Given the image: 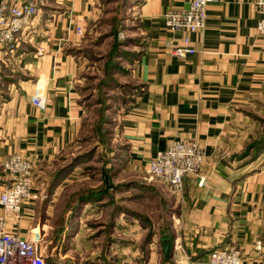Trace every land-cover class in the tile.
I'll use <instances>...</instances> for the list:
<instances>
[{
	"label": "crops",
	"instance_id": "1",
	"mask_svg": "<svg viewBox=\"0 0 264 264\" xmlns=\"http://www.w3.org/2000/svg\"><path fill=\"white\" fill-rule=\"evenodd\" d=\"M190 1L139 0L135 6L128 34L141 40L132 43L137 55L129 78L139 91L118 119L117 171L127 178L146 171L150 158L178 139L197 140L204 161L183 177L180 192L165 188L156 231L122 218L121 209L110 226L126 227L129 236H110L102 249L101 230L79 237L86 207L101 216L99 197L82 199L79 213L66 207L56 224L55 197L66 175L50 190L57 169L46 176L83 128L87 107L77 52L97 18L96 0H0L38 8L18 45L0 47V191L7 184L2 159L28 157L40 196L25 200L6 218V228L23 238L37 233L45 264H210V251L225 246L238 248L244 264H264V141L243 154L264 136V35L255 31L260 13L256 0H213L202 30H169L164 11ZM183 35L194 52L174 56ZM87 224L101 229V220ZM163 239L169 241L166 254Z\"/></svg>",
	"mask_w": 264,
	"mask_h": 264
},
{
	"label": "rangeland",
	"instance_id": "2",
	"mask_svg": "<svg viewBox=\"0 0 264 264\" xmlns=\"http://www.w3.org/2000/svg\"><path fill=\"white\" fill-rule=\"evenodd\" d=\"M137 2L139 0H96L97 18L84 33L80 51L77 52L82 62L79 86L87 107L83 128L71 146L51 163L53 166L50 174L46 175L49 177L53 169L60 168L64 169L61 175H66L60 184L61 192L55 197L53 217L56 224L61 220V212L66 207L73 208V213L81 211L82 202L78 201V198L83 196L84 192L100 184L106 189L96 203L101 206V216H97V211H92V207L88 206L80 217L84 218L85 231L81 230L79 237L90 232L96 234L101 230V248L104 242L110 240V236L120 240L129 236L126 227H117L114 230L110 226L121 209L124 212L122 218H137L143 226L149 225V228L153 227L156 231L164 208L161 196L167 186L159 179L151 177L147 167L146 171L128 178L117 171L118 164L122 162L118 157V119L139 91V86L129 78V74L131 61L137 54L136 51L133 52L132 43L139 41L137 39L141 40V36L128 34V29L134 24L131 21ZM113 33H117L121 44L116 64L110 71L112 79L102 85L107 109L105 122L101 127L100 83L105 77V66L110 59ZM105 176L109 180L107 185L103 182ZM42 181L45 182L43 200L48 202V180ZM94 220H101V229H97L96 225L87 224L93 223Z\"/></svg>",
	"mask_w": 264,
	"mask_h": 264
},
{
	"label": "built area",
	"instance_id": "3",
	"mask_svg": "<svg viewBox=\"0 0 264 264\" xmlns=\"http://www.w3.org/2000/svg\"><path fill=\"white\" fill-rule=\"evenodd\" d=\"M213 0H191L186 8H168L163 13L165 26L172 31L186 33L202 30L206 18V7ZM260 13L255 31L264 35V0H256ZM38 8L33 2L16 6L0 4V47L13 49L24 28L33 22ZM77 32L82 34L80 27ZM194 52L188 35L181 37V44H174L172 53L182 57ZM205 158L203 147L195 139L170 141L163 150H158L147 163V171L169 189L180 192L183 177L195 174ZM7 184L0 191V264H45L39 250L40 236L30 231L27 237H19L6 228V218L18 214L25 200H36L40 192L36 187L33 164L28 157L17 153L6 155L1 162ZM210 264H244L241 252L234 246H225L210 251Z\"/></svg>",
	"mask_w": 264,
	"mask_h": 264
},
{
	"label": "trees",
	"instance_id": "4",
	"mask_svg": "<svg viewBox=\"0 0 264 264\" xmlns=\"http://www.w3.org/2000/svg\"><path fill=\"white\" fill-rule=\"evenodd\" d=\"M112 36H113V42H112V45H111L110 59H109L108 63L105 66V77H103L101 79V83H100L101 84V88H100V97H99L100 101H99V103L101 104V123H100L101 127L103 126V124L105 122V116H106L105 111L107 109V102H106L107 99H106L105 91L103 90L102 85L107 83L109 80L112 79L113 75L111 76L110 71L113 68V65L115 66V64H116V59L119 56V55H117V52H118L119 46L121 44V40L118 38L117 33H113ZM136 55L137 54H135L134 56H136ZM108 70H109V72H107ZM263 141H264V136H262L259 141H256V142H253V143L247 145L245 150H244V152H243V154H247L251 148H253V149L260 148V146H258V145L261 144ZM63 170L64 169L60 168V169H57V170L54 171V173L52 174L51 179H50L51 182H50L49 187H48L49 190L52 189L56 185L57 179L61 175ZM108 181H109L108 177L105 176L104 180H103V182L106 183L105 185L109 184ZM104 192H106V189L104 187H101V184H100L97 187L90 188L89 191H87V193L84 194L83 196L80 195L79 198H78V201H81L85 197H87V198L88 197H94V196L100 197L101 194L104 193ZM161 236L163 237L164 235H161Z\"/></svg>",
	"mask_w": 264,
	"mask_h": 264
},
{
	"label": "water",
	"instance_id": "5",
	"mask_svg": "<svg viewBox=\"0 0 264 264\" xmlns=\"http://www.w3.org/2000/svg\"><path fill=\"white\" fill-rule=\"evenodd\" d=\"M168 249H169V241L168 239H163L162 240V252L166 254Z\"/></svg>",
	"mask_w": 264,
	"mask_h": 264
}]
</instances>
